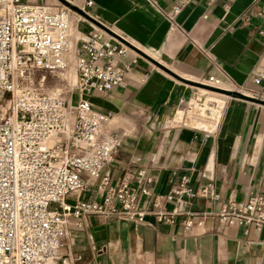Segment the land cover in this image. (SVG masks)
Instances as JSON below:
<instances>
[{
	"label": "crops",
	"instance_id": "obj_1",
	"mask_svg": "<svg viewBox=\"0 0 264 264\" xmlns=\"http://www.w3.org/2000/svg\"><path fill=\"white\" fill-rule=\"evenodd\" d=\"M66 1L82 7L86 0ZM179 1L94 0L87 12L92 22L181 77L200 82L214 76L232 90L264 100V37L238 20L244 11L264 7V0H188L175 13ZM71 23L73 35L90 28L88 22L78 29L75 16ZM122 61L132 63L122 86L87 95L111 115L107 129L123 137L102 174L117 182L146 169L155 178L151 195L137 191L141 207L149 210L155 195L169 192L183 174L194 186L214 185L218 199L194 200L193 219H203L201 225L189 226L181 216L158 223L151 213L141 223L88 214L78 228L72 218L58 259L48 264H264V229L228 225L216 215L229 197L264 194V103L213 94L221 102L216 121L211 128L198 126L186 114L178 117V110L186 112L203 94L198 87L133 48ZM82 197L100 198L95 182Z\"/></svg>",
	"mask_w": 264,
	"mask_h": 264
},
{
	"label": "built area",
	"instance_id": "obj_2",
	"mask_svg": "<svg viewBox=\"0 0 264 264\" xmlns=\"http://www.w3.org/2000/svg\"><path fill=\"white\" fill-rule=\"evenodd\" d=\"M93 3L86 0L78 8L87 14ZM187 3L179 1L174 12ZM72 15L77 22L89 19L61 0H0V264L58 259L72 218L78 228L88 214L141 223L151 213L158 223H174L181 216L189 226L201 225L203 219H193L198 214L194 200L218 199L214 185L194 186L183 174L169 192L155 195L149 210L141 207L137 191L151 195L155 178L146 169L117 182L102 174L123 137L107 129L111 115L87 95L108 94L124 84L132 63L122 59L131 47L90 19L88 30L73 35ZM238 20L264 37V7L246 10ZM69 63L76 74V100L73 94L67 98L61 90L44 88L47 73ZM200 82L223 83L214 76ZM94 182L100 198H83ZM167 202L171 209L165 208ZM216 215L228 225L264 229V194L229 197Z\"/></svg>",
	"mask_w": 264,
	"mask_h": 264
},
{
	"label": "rangeland",
	"instance_id": "obj_3",
	"mask_svg": "<svg viewBox=\"0 0 264 264\" xmlns=\"http://www.w3.org/2000/svg\"><path fill=\"white\" fill-rule=\"evenodd\" d=\"M87 15L89 17L88 13ZM73 16L75 15H72L71 18H73ZM88 22H89V19L85 20L84 22H80L78 29L83 30L85 28V25L88 24ZM39 76H40V73H38L37 77ZM75 81H76L75 69H74L73 64L69 63L66 68L58 72L47 73L46 80L44 82V88L48 91H54L57 89L61 90L63 95L69 98L73 94V88H74ZM35 83L37 84L38 81L36 80ZM221 85L226 89H231L229 86H227L224 83H221ZM198 91L203 93L202 95L200 94L197 96V97H201V101L196 100L194 98L192 100L191 108H188L186 112L182 110H178V117H181L182 115L186 114L188 118L194 120L195 125H198V126L207 125V127L211 128V126L216 121V116L218 115L220 111L221 102L217 98L211 97L213 96V94L216 95V93L208 94L209 92L203 91L201 89H198ZM217 94L223 95V97H227L226 95L221 94V93H217ZM73 95L76 96V92H74ZM233 97H237V96H233ZM201 107H205V110H203ZM197 122H200V124Z\"/></svg>",
	"mask_w": 264,
	"mask_h": 264
},
{
	"label": "water",
	"instance_id": "obj_4",
	"mask_svg": "<svg viewBox=\"0 0 264 264\" xmlns=\"http://www.w3.org/2000/svg\"><path fill=\"white\" fill-rule=\"evenodd\" d=\"M61 1L63 3H65L66 5H68L70 8H72L73 10H76V11L80 12L81 14L85 15L86 17H88V15L85 12H83L81 9H79L77 6L72 5L71 3H69L66 0H61ZM97 24H99V23H97ZM117 36L120 38L119 35H117ZM122 40H123V42L125 44H127L128 46H130L131 48H133L134 50H136L137 52H139L141 55L147 57L150 61H152L160 69L164 70L165 72L171 74L172 76L178 78L179 80H181V81H183V82H185L187 84H190V85L195 86V87L205 88V89H208V90H211V91L219 92V93L225 94L227 96H237V97H240L242 99L252 100V101H257V102L264 103V100H259V99L254 98V97L247 96V95H245L243 93H240V92L235 91V90H232V89L215 87V86L208 85L206 83H202V82H199V81H193V80H190V79L181 77L178 74H176L175 72H173L171 69H169L168 67H166L165 65L161 64L157 60H155L152 57H150L149 55L145 54L142 50H140L136 46L132 45L127 40H125V39H122Z\"/></svg>",
	"mask_w": 264,
	"mask_h": 264
},
{
	"label": "bare ground",
	"instance_id": "obj_5",
	"mask_svg": "<svg viewBox=\"0 0 264 264\" xmlns=\"http://www.w3.org/2000/svg\"><path fill=\"white\" fill-rule=\"evenodd\" d=\"M217 86L223 87L221 84H220V85H217ZM198 88L201 89V90H203V91H206V92L212 93V94H213V93H216V94L219 93V92L211 91V90H208V89H205V88H200V87H198ZM221 94H222V93H221ZM224 95H225V94H224ZM226 96H227V95H226ZM201 108H202L203 110H205V107H201ZM49 262H52V261H49ZM49 262H48V263H49ZM48 263H47V264H48Z\"/></svg>",
	"mask_w": 264,
	"mask_h": 264
}]
</instances>
